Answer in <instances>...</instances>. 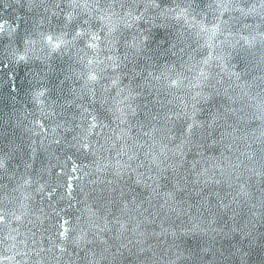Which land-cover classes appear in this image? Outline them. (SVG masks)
Masks as SVG:
<instances>
[{
	"label": "snow or ice",
	"instance_id": "snow-or-ice-1",
	"mask_svg": "<svg viewBox=\"0 0 264 264\" xmlns=\"http://www.w3.org/2000/svg\"><path fill=\"white\" fill-rule=\"evenodd\" d=\"M0 264H264V0H0Z\"/></svg>",
	"mask_w": 264,
	"mask_h": 264
}]
</instances>
